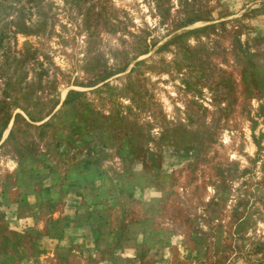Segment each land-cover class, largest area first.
Wrapping results in <instances>:
<instances>
[{"label": "rangeland", "instance_id": "rangeland-1", "mask_svg": "<svg viewBox=\"0 0 264 264\" xmlns=\"http://www.w3.org/2000/svg\"><path fill=\"white\" fill-rule=\"evenodd\" d=\"M0 264H264V0H0Z\"/></svg>", "mask_w": 264, "mask_h": 264}]
</instances>
